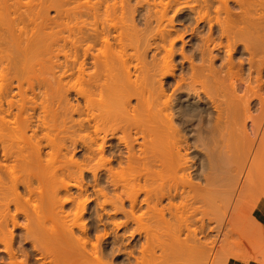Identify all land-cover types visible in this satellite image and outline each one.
<instances>
[{"label":"bare ground","instance_id":"bare-ground-1","mask_svg":"<svg viewBox=\"0 0 264 264\" xmlns=\"http://www.w3.org/2000/svg\"><path fill=\"white\" fill-rule=\"evenodd\" d=\"M11 1L0 264H213L218 242H264V0Z\"/></svg>","mask_w":264,"mask_h":264},{"label":"rangeland","instance_id":"rangeland-1","mask_svg":"<svg viewBox=\"0 0 264 264\" xmlns=\"http://www.w3.org/2000/svg\"><path fill=\"white\" fill-rule=\"evenodd\" d=\"M7 1V3H10L9 1L10 0H6ZM14 1L15 0H12L11 2H13V4H14ZM26 1L28 2V0H25L24 2H25V4H26ZM30 2H28V6L27 7H29L30 6V8L32 7L33 8V10H31V12H32V15L30 14L31 12H30V10L28 11V9L29 8H27V10L24 8L23 9V7L22 6H20V7H22V8H20V7H18V9H22V14L23 15H27L29 12V14L31 15V16H33V14H36V13H34V12H36V9L37 10H39L40 8H41V5H39V1H43V0H29ZM32 1V2H31ZM20 2H22V4H23V0H20ZM37 2V3H36ZM44 2H45V0H44ZM12 3H10V5H11ZM25 4H23V5H25ZM37 5V7H38V5H39V7L37 8V7H35L36 5ZM43 5H44V3H42ZM49 4V2H46V4L43 6L44 7V9L43 8H41L42 9V12L39 10V11H37V12H41V13H45L46 14V16L47 15H49V17H51V16H54V12H55V10L53 9V7L52 6H49L48 5ZM51 4V3H50ZM7 5V4H6ZM47 5V8L45 7ZM26 6V5H25ZM49 6V7H48ZM35 7V8H34ZM52 7V8H51ZM35 9V10H34ZM48 9V10H47ZM25 10V11H24ZM1 12H2V10H0ZM18 11V10H17ZM26 11H28V13L26 12ZM34 11V12H33ZM25 14H24V13ZM47 12V13H46ZM2 13H4V12H2ZM1 13V15L3 16V14ZM19 14L20 13V15H15L16 17H19L20 18V16H21V20H23L22 19V15H21V12L20 11H18V12H16V14ZM28 14V15H29ZM44 14V15H45ZM12 15V14H11ZM29 15V17H31ZM134 15H137L136 13L134 14ZM168 15L169 16H172L173 14L171 13V12H169L168 13ZM5 16V15H4ZM13 16V15H12ZM14 16V17H15ZM35 16V15H34ZM38 16V15H37ZM7 17V16H6ZM9 18H10V16H8ZM14 17H11V18H14ZM26 16H24L23 18H25ZM36 17V16H35ZM48 17V16H47ZM10 18V19H11ZM33 18V17H32ZM1 19V18H0ZM9 19V20H10ZM20 19H18V23H20V26H22V23H26V22H21L20 21ZM26 19L28 20L29 18H28V16L26 17ZM26 19H24L23 21H27ZM36 19H37V17H36ZM35 19V21H39L41 18H39L38 20H36ZM34 20V19H33ZM5 21V20H4ZM27 22H30V21H27ZM40 22V21H39ZM31 23V22H30ZM37 24H38V22H36ZM35 23V24H36ZM27 24H29V23H27ZM32 24V23H31ZM31 24H29V25H31ZM179 23H178V21H175V20H173V25L175 26L176 25V27H177V25H178ZM36 29V28H35ZM39 29V27H37V29H36V31ZM34 30V29H33ZM40 30V29H39ZM37 32H39V31H37ZM186 39H188V38H186ZM176 45H178V47H179V45H180V43H179V41L177 42V44ZM175 45V46H176ZM2 47H3V45H1ZM5 46V45H4ZM4 48V47H3ZM3 48H1L2 50H3ZM175 48H177V47H175ZM177 64V63H176ZM174 70H176L175 71V73H176V75L179 73L178 72V68L176 67ZM260 195V193L259 192H254L252 195H249V196H247L245 199L247 200V201H250V200H254L255 198H257L258 196ZM260 202H264V198H261V200H260ZM214 234H216V230H215V233ZM230 241H232V240H230ZM230 246H228V247H232V249H230V250H228L227 248H225L224 250H221L220 249V244H219V242L217 243V245H216V248L217 249H215L216 250V255L214 256V258H213V262H215L216 264H225V262H226V260L228 259V258H239V259H244V260H247V259H258V258H263L264 259V255H263V251H262V253H260L259 251H257L256 249H257V246H260V247H263V249L262 250H264V242L261 240V238L260 237H254V238H250V237H244V236H242V237H240L239 239L237 238L236 239V246H237V248L239 249H234L235 248V246L233 245V244H229ZM253 246V247H252ZM234 247V248H233ZM233 252H232V251ZM250 250V251H249ZM234 253V254H236L237 256H233V255H231L232 253ZM231 253V254H230ZM239 255V256H238ZM258 257V258H257ZM215 263H213V264H215Z\"/></svg>","mask_w":264,"mask_h":264},{"label":"crops","instance_id":"crops-1","mask_svg":"<svg viewBox=\"0 0 264 264\" xmlns=\"http://www.w3.org/2000/svg\"><path fill=\"white\" fill-rule=\"evenodd\" d=\"M258 220L261 224L262 231L264 233V210L257 213ZM263 258L258 259H239V258H228L225 262V264H264Z\"/></svg>","mask_w":264,"mask_h":264}]
</instances>
